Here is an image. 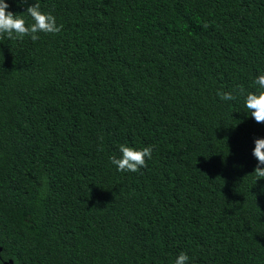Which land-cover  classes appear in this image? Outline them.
Masks as SVG:
<instances>
[{"label":"trees","instance_id":"obj_1","mask_svg":"<svg viewBox=\"0 0 264 264\" xmlns=\"http://www.w3.org/2000/svg\"><path fill=\"white\" fill-rule=\"evenodd\" d=\"M35 2L58 33L0 35V259L264 264V123L236 91L264 71V0H7ZM120 145L152 158L117 171Z\"/></svg>","mask_w":264,"mask_h":264},{"label":"clouds","instance_id":"obj_2","mask_svg":"<svg viewBox=\"0 0 264 264\" xmlns=\"http://www.w3.org/2000/svg\"><path fill=\"white\" fill-rule=\"evenodd\" d=\"M17 2L24 4L26 0H17ZM24 12L27 13L30 22L24 16L11 11L7 0H0V35H6L9 38L29 36L31 40L35 41L39 39V33L55 34L61 29L55 16L50 12L42 11L37 2L28 5ZM254 84L258 86L255 91L245 92L242 88L236 91L243 96L244 108L247 109V112H244L245 117L250 116L255 122L264 123V71L256 75ZM217 95L223 101L236 99V95L232 91L218 92ZM253 145L251 154L256 160L253 173L258 179H261L264 178V136L255 137ZM119 153V157L109 158L116 170L137 172L145 166L146 159L152 158L153 146L135 148L120 145ZM189 259L186 253L180 252L176 256L174 264H188ZM7 260L0 259V264H4Z\"/></svg>","mask_w":264,"mask_h":264},{"label":"water","instance_id":"obj_3","mask_svg":"<svg viewBox=\"0 0 264 264\" xmlns=\"http://www.w3.org/2000/svg\"><path fill=\"white\" fill-rule=\"evenodd\" d=\"M9 264H12V261L11 260H9V262H8ZM8 263H4V264H8Z\"/></svg>","mask_w":264,"mask_h":264}]
</instances>
